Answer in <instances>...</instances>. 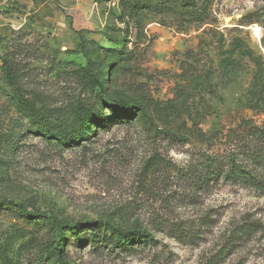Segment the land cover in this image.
Instances as JSON below:
<instances>
[{
    "label": "rangeland",
    "instance_id": "obj_1",
    "mask_svg": "<svg viewBox=\"0 0 264 264\" xmlns=\"http://www.w3.org/2000/svg\"><path fill=\"white\" fill-rule=\"evenodd\" d=\"M253 153L264 0H0V264H264Z\"/></svg>",
    "mask_w": 264,
    "mask_h": 264
},
{
    "label": "trees",
    "instance_id": "obj_2",
    "mask_svg": "<svg viewBox=\"0 0 264 264\" xmlns=\"http://www.w3.org/2000/svg\"><path fill=\"white\" fill-rule=\"evenodd\" d=\"M95 45H97L96 41H92ZM112 64V63H111ZM7 61H4V66H7ZM93 65H94V60L93 59H89L88 65H87V69H89L90 71L93 69ZM18 97L20 98V96L18 95ZM111 107H117V108H122L124 111L126 112H130L133 109L132 104H126V105H120L118 103H110ZM46 135L51 136V137H56V138H62L63 135H65L64 133H61L59 129L57 128H49L46 130V132H44ZM77 138V136H76ZM252 155L255 156V153H253ZM255 158L257 161L259 159H261V161L264 162V156L262 157V155H256ZM262 162V163H263ZM232 176L234 179H241L244 180L246 183L249 184H255L257 185L259 182V176L262 177V175H260L259 171L256 173H251V171H246L245 170V174L242 173V171L237 170V169H232ZM259 179V180H258ZM0 198H2V196H0ZM14 204L19 208V210L28 218H46L49 219L51 221H53L58 227H67L71 230H75L78 228H90L92 230L93 233H96V228L98 226V221L90 219V220H86V221H78L76 223H69L66 221H61L57 216H54L52 214H49L46 211L43 210H29L27 205H25V203L23 202H18V201H13ZM110 224V227L112 229V231L114 233H116V240H115V244L117 245H129V244H133L136 243L138 241H148L151 239V235L150 233H148L147 231H142V230H126V229H122L114 224Z\"/></svg>",
    "mask_w": 264,
    "mask_h": 264
},
{
    "label": "bare ground",
    "instance_id": "obj_3",
    "mask_svg": "<svg viewBox=\"0 0 264 264\" xmlns=\"http://www.w3.org/2000/svg\"><path fill=\"white\" fill-rule=\"evenodd\" d=\"M256 32H257V33L259 32V29H258V28L256 29Z\"/></svg>",
    "mask_w": 264,
    "mask_h": 264
}]
</instances>
